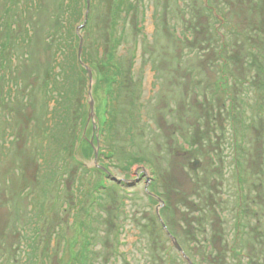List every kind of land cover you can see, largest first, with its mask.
I'll list each match as a JSON object with an SVG mask.
<instances>
[{"label": "rangeland", "instance_id": "obj_1", "mask_svg": "<svg viewBox=\"0 0 264 264\" xmlns=\"http://www.w3.org/2000/svg\"><path fill=\"white\" fill-rule=\"evenodd\" d=\"M62 1L0 0V264H81L86 241L87 264H187L155 197L172 236L207 239L204 256L188 247L198 264H264V60L247 52L264 46V0H132L107 129L99 70L91 118L89 77L72 114L47 94ZM92 1L72 20L88 59L104 53L90 39L110 0L102 12Z\"/></svg>", "mask_w": 264, "mask_h": 264}, {"label": "trees", "instance_id": "obj_2", "mask_svg": "<svg viewBox=\"0 0 264 264\" xmlns=\"http://www.w3.org/2000/svg\"><path fill=\"white\" fill-rule=\"evenodd\" d=\"M83 0H63L61 3V10L66 20V32L58 36V41H56V46L58 51H60L63 59L57 65L58 72L55 74H50V79L48 86L50 84V88L47 90V94L50 95L56 105V111H63L67 114H72L73 109L71 107L74 106L73 101L78 95V93L84 94L87 89V71L82 67L77 59V49L79 47V38L78 36L73 33L74 30L72 28L73 21H79L81 18L80 10L82 7ZM93 6H97V10L103 11L105 4L101 3L100 0H93ZM109 2V12L106 14L101 13L102 19L99 20L100 22L96 25L97 34H99L100 39L96 37V39H90L92 44H95L96 50L99 48L104 49V53L99 55L98 51L95 58L87 57V52L82 54V63L87 66L91 70H99L100 72V79L99 82L96 81V84L93 88L94 91L101 89L104 91L105 94V117L102 123V127L107 129L112 127V123L114 120H110L111 118H115L114 115V106H116L117 96L119 94L115 93L119 90V87H123V68L121 66V57L118 55V51L123 43V36H126V21L130 16L128 11L125 8H132V0H110ZM204 9L211 14V16L217 20L219 17L221 21L226 23V18L223 17L217 9L211 7L210 4L204 6ZM215 10V14L213 11ZM126 11V12H125ZM125 12V13H124ZM130 12V11H129ZM263 13V11H261ZM62 14V15H63ZM100 17V16H99ZM126 19V21H125ZM91 27V25H90ZM177 27V26H176ZM94 30V31H95ZM92 30H90L91 33ZM185 31L187 32L181 34V37L178 38V42L183 43V41L190 42V35L191 28H186ZM61 33V32H60ZM262 41H259L261 43ZM264 42L261 43V45ZM258 46V47H257ZM251 48L247 51L248 54L255 57V60L260 61L261 59L264 60V46H260L259 44L255 43V46L250 45ZM262 47V48H261ZM261 48V50L259 49ZM258 49V50H256ZM263 50V53H262ZM259 51V52H258ZM93 59H95L93 61ZM255 60L248 61L251 69L255 67ZM54 68V67H53ZM55 76V77H54ZM133 80V77H131ZM228 80V79H226ZM55 96V97H54ZM228 99H230L228 97ZM229 100V104L227 105V109L229 108L230 112L234 111L232 106V102ZM59 109V110H58ZM243 114V112L241 113ZM74 115V114H73ZM70 116V115H69ZM107 116V117H106ZM231 123H234V119H232ZM68 124V123H67ZM234 125V124H233ZM91 127V133L94 131ZM104 133V129H99L97 134ZM93 134V133H92ZM97 135V136H98ZM95 138V136H94ZM95 140V139H94ZM81 143L86 144V149H84L85 153H91L94 155L93 147L91 145L92 142L87 140L86 138H82ZM113 153V152H112ZM86 156V155H85ZM108 156V155H107ZM236 170L240 171V162H236ZM237 171V172H238ZM171 234V233H170ZM178 244L183 249L185 255L192 261L193 264H198L195 262V259L190 254L189 249L192 248L193 245L201 244L202 247V255L204 256L206 253V249L208 247L207 239L200 241L199 237H190L191 241L190 244H186V242L181 239L180 237H174ZM89 242L86 241L85 245L83 246L82 250L77 252L73 257L74 263L79 262L81 264H87L88 256V248ZM190 247V248H188ZM90 253V252H89ZM168 259H172L171 254H168ZM176 258H173L175 260ZM181 259V258H180ZM179 260V259H178ZM182 260V259H181ZM205 259H203L204 261ZM181 263V262H180ZM168 264H173V261H168Z\"/></svg>", "mask_w": 264, "mask_h": 264}, {"label": "water", "instance_id": "obj_3", "mask_svg": "<svg viewBox=\"0 0 264 264\" xmlns=\"http://www.w3.org/2000/svg\"><path fill=\"white\" fill-rule=\"evenodd\" d=\"M89 4H90V0H87V10H86V13H85V20L87 19V15H88V10H89ZM85 24V23H84ZM83 25H81L79 28H82ZM81 50H82V40H80V43H79V49H78V56H77V59L79 61V63L82 65V67L87 71L88 73V77H89V89H88V95L90 97V102H89V106H90V115H89V118L93 117L94 116V112H93V105H92V100H91V90H92V75H91V72L89 70V68L87 66H85L83 63H82V60H81ZM97 149L98 147H96V149L94 150V155H95V158L97 157ZM201 166V162L199 160H194L192 163L189 164V169L190 170H197L199 167ZM104 172H106L105 170H103ZM143 172L144 174H146V171L145 169H143ZM157 199V201L159 202L160 205H158V207L156 208V216H157V219L160 223V226L161 228L163 229V231L166 233V235L168 236V238L170 239V242H171V245L174 247V249L181 254L182 258L187 262V264H193L190 259L185 255L183 249L181 248V246L178 244L177 240L174 238V236H172L170 234V232L167 230L160 214H159V209L162 208L164 206V203L158 199L157 197H155Z\"/></svg>", "mask_w": 264, "mask_h": 264}, {"label": "flooded vegetation", "instance_id": "obj_4", "mask_svg": "<svg viewBox=\"0 0 264 264\" xmlns=\"http://www.w3.org/2000/svg\"><path fill=\"white\" fill-rule=\"evenodd\" d=\"M239 212H237V215H238V217H241L242 216V213H239Z\"/></svg>", "mask_w": 264, "mask_h": 264}]
</instances>
